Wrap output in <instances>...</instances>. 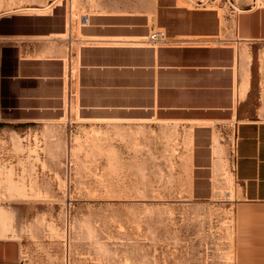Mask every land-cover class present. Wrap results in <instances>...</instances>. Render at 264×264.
Masks as SVG:
<instances>
[{
    "label": "rangeland",
    "instance_id": "1",
    "mask_svg": "<svg viewBox=\"0 0 264 264\" xmlns=\"http://www.w3.org/2000/svg\"><path fill=\"white\" fill-rule=\"evenodd\" d=\"M53 1L0 0V12ZM88 1L154 13L158 42L233 39L237 15L262 3ZM237 51V67L220 71L237 70L239 91L249 77L239 117L264 118V42ZM212 71L197 73L187 101L182 81L168 97L160 78L151 117L73 111L57 122L0 123V236L19 242L21 264H264V204L243 202L238 119L231 99L218 97L228 79Z\"/></svg>",
    "mask_w": 264,
    "mask_h": 264
},
{
    "label": "crops",
    "instance_id": "2",
    "mask_svg": "<svg viewBox=\"0 0 264 264\" xmlns=\"http://www.w3.org/2000/svg\"><path fill=\"white\" fill-rule=\"evenodd\" d=\"M251 5L237 15L233 39L213 41L158 42L154 13L93 7L88 0H78L74 9L68 0H54L2 11L0 123L57 122L73 111L110 118L136 110L151 117L159 103L160 78L168 97L182 81L181 100L187 101L198 72L212 68L222 80L221 63L237 67L240 45L264 42V0ZM223 72L229 88L218 97L231 99L238 119L234 170L242 199L264 204V118L239 117L249 77L239 91L237 70ZM0 264H21V245L14 238L0 236Z\"/></svg>",
    "mask_w": 264,
    "mask_h": 264
},
{
    "label": "bare ground",
    "instance_id": "3",
    "mask_svg": "<svg viewBox=\"0 0 264 264\" xmlns=\"http://www.w3.org/2000/svg\"><path fill=\"white\" fill-rule=\"evenodd\" d=\"M243 85V84H242ZM6 217V216H5ZM0 219H2V218H0ZM5 233V232H4ZM6 234V233H5Z\"/></svg>",
    "mask_w": 264,
    "mask_h": 264
}]
</instances>
